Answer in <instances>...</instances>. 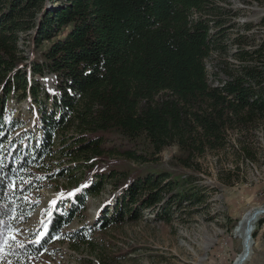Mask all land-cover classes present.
I'll list each match as a JSON object with an SVG mask.
<instances>
[{
  "label": "trees",
  "instance_id": "1",
  "mask_svg": "<svg viewBox=\"0 0 264 264\" xmlns=\"http://www.w3.org/2000/svg\"><path fill=\"white\" fill-rule=\"evenodd\" d=\"M226 1L0 0V235L35 211L39 201L29 193L42 178L68 176L69 167L47 165L56 152L79 162L76 168L97 167V181L63 197L65 210L56 204L45 211L49 236L59 234L106 177L117 179L120 195L114 215L102 210L98 230L126 213L133 220L144 208L158 205L165 214L173 203L201 201L191 175L178 169L199 166L208 151L229 144L232 132L264 126V38L249 43L253 23L246 22L229 42L234 25L227 24ZM232 44L237 62L222 59L213 72L219 83H211L207 60ZM28 69L55 73L57 91L43 89ZM12 95H30L41 106L37 139L28 131L15 135L14 120L5 121ZM141 136L153 157L126 149L107 160L106 141ZM170 146L179 151L170 162L174 169L158 162ZM241 149L249 154L247 143Z\"/></svg>",
  "mask_w": 264,
  "mask_h": 264
},
{
  "label": "rangeland",
  "instance_id": "2",
  "mask_svg": "<svg viewBox=\"0 0 264 264\" xmlns=\"http://www.w3.org/2000/svg\"><path fill=\"white\" fill-rule=\"evenodd\" d=\"M221 4L231 9V15L226 18L227 24L234 25L227 30L229 42L243 32L242 25L246 22L253 23V29L247 34L249 43L255 46L261 42L264 38V24H261L264 0H228ZM27 43L28 38L23 36L22 47L26 49ZM235 50L232 44L227 53L213 54L207 60L211 83H219L213 72L222 59L237 62L232 56ZM219 75L227 77L224 72ZM28 77L38 80L45 90L57 91L55 73L46 71L43 75H33L28 69ZM5 105L8 114L5 121L8 122L9 117L14 120V134L23 135L28 131L37 139L41 106L33 104L30 95L23 98L12 95ZM244 142L252 158L242 151L241 143ZM104 147L107 160L123 156L121 153L126 149L153 157L152 147L144 136L133 140H108ZM178 153L177 146L166 147L158 155L159 164L174 169L170 162ZM48 161L51 168L69 167L68 176L42 178L41 186L30 191L29 197L39 201L37 208L23 223L0 235V264H234L243 251L242 236L235 232L239 223L250 211L255 210L256 216L257 210H264L263 125L250 133L232 132L229 144L223 149L208 151L199 159V166L178 169L191 175L200 202L191 199L180 205L173 203L165 214L158 205L144 208L133 220L127 219L126 213L124 219L113 220L104 230H98L96 225L103 209L109 208L108 215H114L113 208L120 195L115 177H106L99 192L87 194L78 214L60 228L58 235L46 233L43 229L45 211L56 204L65 210L68 200L64 201L63 197L90 180L97 181L94 175L97 167L82 164L76 168L79 162H70L59 152ZM100 161L103 165L105 160ZM36 171L43 176L44 170ZM262 218L264 212L255 220L257 236L253 237L255 244L244 264H264ZM77 234L83 236L78 238ZM32 247H36L35 252H31ZM25 249H28L26 253L15 256Z\"/></svg>",
  "mask_w": 264,
  "mask_h": 264
},
{
  "label": "bare ground",
  "instance_id": "3",
  "mask_svg": "<svg viewBox=\"0 0 264 264\" xmlns=\"http://www.w3.org/2000/svg\"><path fill=\"white\" fill-rule=\"evenodd\" d=\"M258 215L255 216V210L250 211L247 213L242 221L239 223L236 234L239 233L243 239V251L241 254L235 259L234 264H244L246 260L249 258L250 254L252 253V247L254 243L253 239V231L255 230V220L260 215L261 211L257 210ZM252 229V230H251ZM250 234V238H248ZM255 244V243H254ZM248 249V250H247ZM249 252V255L245 257V254Z\"/></svg>",
  "mask_w": 264,
  "mask_h": 264
},
{
  "label": "water",
  "instance_id": "4",
  "mask_svg": "<svg viewBox=\"0 0 264 264\" xmlns=\"http://www.w3.org/2000/svg\"><path fill=\"white\" fill-rule=\"evenodd\" d=\"M261 212H264V210H260ZM252 230V229H251ZM251 236H250V234H249V236H248V238H250ZM248 250V249H247ZM249 255V252H247L246 254H245V257H247Z\"/></svg>",
  "mask_w": 264,
  "mask_h": 264
}]
</instances>
